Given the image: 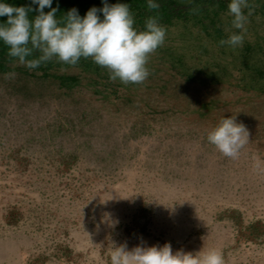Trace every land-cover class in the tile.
I'll return each instance as SVG.
<instances>
[{"label": "rangeland", "instance_id": "1", "mask_svg": "<svg viewBox=\"0 0 264 264\" xmlns=\"http://www.w3.org/2000/svg\"><path fill=\"white\" fill-rule=\"evenodd\" d=\"M8 99L0 103V264H111L112 244L165 243L174 253L217 249L224 264H264V234L244 230L264 224V140L249 139L232 160L208 143V130L163 115L143 134L121 124V160L98 161L80 148L68 166L60 154L77 146L78 129L35 136L65 121L62 104H32L24 115ZM82 107L66 112L95 121ZM92 134L93 146L112 144Z\"/></svg>", "mask_w": 264, "mask_h": 264}, {"label": "trees", "instance_id": "2", "mask_svg": "<svg viewBox=\"0 0 264 264\" xmlns=\"http://www.w3.org/2000/svg\"><path fill=\"white\" fill-rule=\"evenodd\" d=\"M3 2L14 6L31 5V0ZM156 2L159 9L150 11L147 0H107L109 5L129 4L135 26L141 30L145 20L153 15H158L160 24L166 28L165 42L150 56L147 64L150 76L143 84L112 82L108 71L91 58H81L75 66L53 60L29 70L18 59L9 57L8 47L0 41V103H8V98L12 97L15 110L22 108L24 115L28 114L32 104H62L61 111L56 110L63 113L65 121L53 122L49 132L40 130L35 136L45 140L63 134L70 126L73 130L78 129L77 134L82 137L77 146L60 154L66 165L69 166L84 148L93 150V157L98 161L121 160L123 153L119 152L116 135L121 124L130 122L131 135L143 134L145 130L149 131L156 117L163 115L172 116L179 124L208 131L222 118L236 116L237 122L246 126L249 139L264 140V0H249L252 15L243 33L231 25L230 0ZM31 6L33 9L38 7ZM93 6L102 8V0H52L51 7H58L56 15L59 18L72 8L84 17ZM193 8L199 11L194 13ZM50 10L44 9L45 13ZM247 12L245 9V14ZM36 15L38 13L33 11L29 18ZM98 15L103 19L102 13ZM6 20V16L0 17V23ZM233 33L243 34L242 46H222L220 41ZM38 56L39 53H34L28 59ZM84 104L89 113H94L95 121H74L67 114L69 106L75 111L86 110L80 108ZM94 130L103 134L104 140L112 137V144L102 148L93 146L90 139ZM32 137V134L27 135L24 143L10 147V151L16 153ZM55 150L60 151L59 148ZM263 226L256 220L244 230L253 239L264 234Z\"/></svg>", "mask_w": 264, "mask_h": 264}, {"label": "clouds", "instance_id": "3", "mask_svg": "<svg viewBox=\"0 0 264 264\" xmlns=\"http://www.w3.org/2000/svg\"><path fill=\"white\" fill-rule=\"evenodd\" d=\"M103 7H91L81 17L76 8L57 17V8H52V0H31L28 6H14L0 0V17H7L0 23V41L9 49L8 56L18 59L29 70L56 60L75 66L81 58L89 59L108 71L112 82L124 85L143 84L150 76L147 67L150 56L162 47L166 38V28L153 15L145 20L141 30L135 26V18L127 3L109 5L102 0ZM51 10L45 13L44 9ZM156 0H147L150 11L158 10ZM245 9H248L245 14ZM38 15L29 18V13ZM194 13L198 8H193ZM98 13H102L103 19ZM228 15L232 17L234 29L246 31L245 25L252 15L249 0H230ZM243 34L233 33L220 44L230 47L242 46ZM34 53L38 58L28 59ZM207 141L224 157L236 160L249 141V132L236 116L222 118L217 126L207 133ZM259 169L260 165L257 164ZM111 264H224L221 251L209 249L195 254L172 250L170 243L163 246L138 245L131 250L127 245L112 244Z\"/></svg>", "mask_w": 264, "mask_h": 264}]
</instances>
